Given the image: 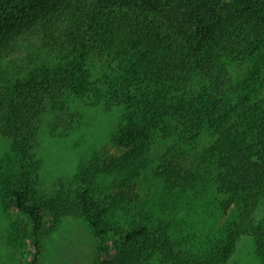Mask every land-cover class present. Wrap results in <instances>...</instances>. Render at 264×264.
Returning a JSON list of instances; mask_svg holds the SVG:
<instances>
[{
	"label": "trees",
	"instance_id": "16d2710c",
	"mask_svg": "<svg viewBox=\"0 0 264 264\" xmlns=\"http://www.w3.org/2000/svg\"><path fill=\"white\" fill-rule=\"evenodd\" d=\"M32 41L34 53L47 49L57 60L13 74L11 60L4 59ZM95 53L106 57L107 66L93 80L89 63ZM231 60L246 62L248 69L233 76ZM263 86L264 0H0V135L11 140L16 167L13 178L1 176L0 194L5 210L15 205L31 220L32 232L22 222L14 226L20 244L34 238L29 264H40L48 217L58 222L67 214L90 220L114 247L99 264H148L154 255L165 264L224 261L232 234L202 256L184 258L172 247H158L166 229L153 238L145 226L113 229L109 208L91 196L89 185L100 172L134 185L152 163L155 136L173 140L156 168L165 187L209 185L237 198L243 213L232 233L238 227L250 231L264 258V217L255 222L252 215L264 199ZM84 100L123 109L112 133L123 152L82 166L83 189L75 198H42L33 186L39 161L32 143L59 125L63 132L81 125L78 105ZM209 128L218 130L217 138L194 151Z\"/></svg>",
	"mask_w": 264,
	"mask_h": 264
},
{
	"label": "rangeland",
	"instance_id": "374dc122",
	"mask_svg": "<svg viewBox=\"0 0 264 264\" xmlns=\"http://www.w3.org/2000/svg\"><path fill=\"white\" fill-rule=\"evenodd\" d=\"M25 45L15 55L4 59V62L11 60L13 74L17 70L25 73L24 70L29 66L45 60H57L47 54V49L39 55L34 53L36 49L33 41ZM90 59V73L94 80L105 72L107 61L104 55L98 53L93 54ZM247 69L246 62L230 61V70L235 77ZM193 83L198 85L199 79H195ZM263 96L264 86L259 94L260 98ZM78 108L84 114L81 125L67 132H63V126L59 125L55 133L42 132L32 143L35 146L31 148V152L39 161L38 167L33 170V186L36 194L42 198L67 195L75 198L83 189V182L78 175L82 166L94 161L102 163L123 152L112 140L122 108L101 109L88 105L85 100ZM51 121L52 124L57 123L56 118ZM217 136L216 128L205 130L194 146V151L203 150ZM172 143L170 138H153L149 149L152 163L140 170L134 185L131 182H116L104 172L97 173L90 183L93 199L109 208L108 220L114 226L113 229L116 227L131 231L138 226H145L148 238H153L154 235L160 237L162 229H166L168 237H163V242L158 247H172L176 253L188 259L202 256L217 245L221 236L232 234L228 254L221 264H264V258L250 231L238 227L237 234L232 233L243 213L242 204L237 198L221 193L209 185L183 190H169L165 187L156 168L169 152ZM10 157L11 140L0 135V178L2 175L14 177L16 167ZM4 208L0 194V264H29L34 257V238L25 239V243L20 244L15 238L14 226L19 221L27 227L28 232H32L31 220L15 205L6 210ZM252 215L255 222L264 217V199L258 200ZM115 231L111 233L113 240L119 238ZM107 241L108 239L96 234L90 220L84 217L67 214L58 222L48 217L41 237L43 251L40 264H99L102 259L115 252L114 247L109 248ZM153 257L148 264H165L160 255Z\"/></svg>",
	"mask_w": 264,
	"mask_h": 264
}]
</instances>
